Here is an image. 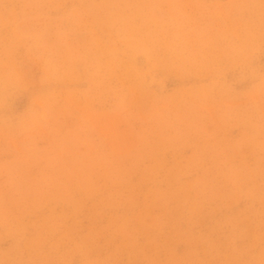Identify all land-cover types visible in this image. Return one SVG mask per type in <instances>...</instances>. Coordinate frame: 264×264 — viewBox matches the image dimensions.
<instances>
[{
	"label": "rangeland",
	"instance_id": "374dc122",
	"mask_svg": "<svg viewBox=\"0 0 264 264\" xmlns=\"http://www.w3.org/2000/svg\"><path fill=\"white\" fill-rule=\"evenodd\" d=\"M0 264H264V0H0Z\"/></svg>",
	"mask_w": 264,
	"mask_h": 264
}]
</instances>
